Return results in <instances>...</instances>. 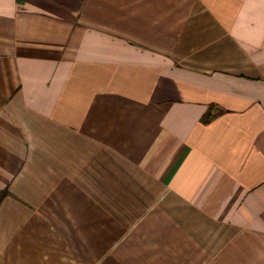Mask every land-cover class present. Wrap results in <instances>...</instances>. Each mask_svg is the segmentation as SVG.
I'll return each mask as SVG.
<instances>
[{"label": "crops", "instance_id": "crops-1", "mask_svg": "<svg viewBox=\"0 0 264 264\" xmlns=\"http://www.w3.org/2000/svg\"><path fill=\"white\" fill-rule=\"evenodd\" d=\"M0 264H264V0H0Z\"/></svg>", "mask_w": 264, "mask_h": 264}, {"label": "trees", "instance_id": "trees-1", "mask_svg": "<svg viewBox=\"0 0 264 264\" xmlns=\"http://www.w3.org/2000/svg\"><path fill=\"white\" fill-rule=\"evenodd\" d=\"M217 115H215V116H208L206 119H205V121L206 122H210L213 118H215Z\"/></svg>", "mask_w": 264, "mask_h": 264}]
</instances>
